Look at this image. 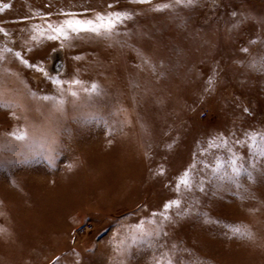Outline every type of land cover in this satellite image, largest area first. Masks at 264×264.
I'll return each mask as SVG.
<instances>
[{
	"label": "rangeland",
	"instance_id": "obj_1",
	"mask_svg": "<svg viewBox=\"0 0 264 264\" xmlns=\"http://www.w3.org/2000/svg\"><path fill=\"white\" fill-rule=\"evenodd\" d=\"M0 9V264H264V157L235 143L264 130V0ZM113 12L131 18L111 36L47 39L65 13ZM219 137L242 158L238 176L230 152L208 148ZM214 157L225 162L218 173ZM194 162L191 190L177 191ZM141 222L151 235L135 230Z\"/></svg>",
	"mask_w": 264,
	"mask_h": 264
},
{
	"label": "snow or ice",
	"instance_id": "obj_2",
	"mask_svg": "<svg viewBox=\"0 0 264 264\" xmlns=\"http://www.w3.org/2000/svg\"><path fill=\"white\" fill-rule=\"evenodd\" d=\"M134 2L138 3H146L149 2V0H134ZM174 3L177 5H184V6H192L196 3V0H174ZM11 5L5 4L3 5V8H9ZM111 7V5H109ZM172 7L170 4H163L157 7L156 10H163L166 8ZM2 10V9H0ZM65 16L69 17L63 20L61 23L57 25H53L49 23L47 25L48 32L50 34H47V39L49 40H57L63 38V40H68L70 38V33H74L76 35H79L81 32L85 33H92L97 36H111L113 32L115 31L118 24L122 23L125 19H130L131 14L128 12H113V13H107V14H96L95 19H77L75 18L74 14L65 13ZM0 32H4V35L7 36L8 33L4 31V29H0ZM45 32H40L41 36H44ZM33 40L37 39V36H32ZM252 43H255L253 41ZM4 51L8 53H12L17 59L20 60V62L25 65L28 68H35L37 71L42 72L46 78L52 80L54 84L60 85L64 83L57 77H51L48 75L45 70L40 67L39 65L30 64L28 60L23 59L21 53L15 52L13 53V50L11 48H6ZM244 52H248L247 48L242 49ZM3 57H0L2 59ZM76 59H80V57H76ZM260 65L262 71H264V58L260 60ZM253 67H255V63H253ZM209 85L213 83L212 79L210 78L208 81ZM71 85H79L83 91L85 92H92L95 93L97 90V85L92 84L91 88H84L82 85V82L79 80H73L71 81ZM71 85L69 87V91L71 92L72 96H77L76 91L71 90ZM43 99L47 100L50 99L49 97L45 96ZM247 111V109H245ZM13 115H15L13 113ZM15 135V138L17 140H24L26 138V134H13ZM245 135L248 137L245 141L236 140V144H243L245 147H250L251 149H254L255 153L258 154L260 157H264V130L262 131H251L245 133ZM219 143L212 141L209 142L208 148H215V149H225L228 152L231 153V156L229 160L227 161L228 164H230L232 173L234 175H239L242 170V158L237 156L235 152L232 151V148L229 146V141L223 137H219ZM0 164H2V161H0ZM205 167H209V164H205ZM225 166V162L220 159L219 157H214V167H212V171L214 173H218L223 169ZM196 164L195 162L190 165L189 169L185 170V172L181 175L179 178L178 184H177V191H179L180 187L183 186L186 190H191L193 186V176L191 173L195 171ZM250 175V174H249ZM200 190L204 191L203 188V181L200 182ZM173 206L179 207L180 201L174 200L169 201L164 205V212L160 213V215L163 217L164 220H169L170 217L166 215L167 211L172 208ZM156 213H153V216H156ZM136 231L140 232L141 235H151V232H148L144 228L143 222H141L139 225L136 226ZM237 232H239V229H236ZM243 235H247L248 238H252L251 233H242ZM166 235V234H165ZM136 238H133V242H135ZM60 258L57 257L55 264H59ZM156 264H164V261L157 260ZM170 264V261L168 262Z\"/></svg>",
	"mask_w": 264,
	"mask_h": 264
}]
</instances>
